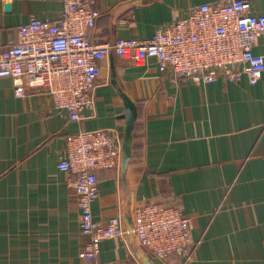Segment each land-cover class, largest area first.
<instances>
[{"label": "crops", "instance_id": "1", "mask_svg": "<svg viewBox=\"0 0 264 264\" xmlns=\"http://www.w3.org/2000/svg\"><path fill=\"white\" fill-rule=\"evenodd\" d=\"M224 1L96 0L93 39H147L196 6ZM62 2L0 0V47L31 19L56 21ZM244 2L264 15V0ZM254 47L264 57V37ZM101 67L80 122L55 110L42 90L18 98L11 79H0V264H183L152 258L136 241L133 209L142 199L191 217L197 246L188 264H264V72L255 85L175 83L154 59L137 66L111 55ZM101 129L119 135L121 152L115 169L97 171L93 217L101 225L118 217L125 233L101 242L88 261L79 257L88 238L73 177L57 163L69 135Z\"/></svg>", "mask_w": 264, "mask_h": 264}, {"label": "built area", "instance_id": "2", "mask_svg": "<svg viewBox=\"0 0 264 264\" xmlns=\"http://www.w3.org/2000/svg\"><path fill=\"white\" fill-rule=\"evenodd\" d=\"M62 4L56 21L31 19L19 26L15 41L0 47V79H11L18 98L27 89L42 90L53 108L66 112L71 121L80 122L92 108L101 63L111 55L137 66L154 59L175 83L182 79L213 83L222 78L231 83L247 79L255 85L264 72V57L254 52L257 39L264 37V15L251 14L244 0L202 4L147 39L116 38L112 43L93 39L101 15L96 0ZM120 152L115 131L85 130L65 140L57 165L73 177L80 229L88 238L81 259L94 260L101 242L125 233L118 217L101 225L92 212L99 198L97 171L115 169ZM133 211L131 231L148 256L173 257L183 264L193 259L197 243L191 239L192 219L178 206L142 199Z\"/></svg>", "mask_w": 264, "mask_h": 264}, {"label": "water", "instance_id": "3", "mask_svg": "<svg viewBox=\"0 0 264 264\" xmlns=\"http://www.w3.org/2000/svg\"><path fill=\"white\" fill-rule=\"evenodd\" d=\"M5 8H6V11H9V10H10V5H8V4L5 5ZM128 107H129V108L125 110V114L128 115V118H129V119H132V113H133V112L131 111V110H132V106L129 104ZM123 145H125V142L123 143ZM127 147L130 148L129 146H127ZM131 230H132V229H131Z\"/></svg>", "mask_w": 264, "mask_h": 264}]
</instances>
